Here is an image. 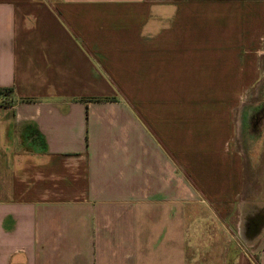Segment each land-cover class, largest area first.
<instances>
[{
	"label": "crops",
	"instance_id": "0c3cea01",
	"mask_svg": "<svg viewBox=\"0 0 264 264\" xmlns=\"http://www.w3.org/2000/svg\"><path fill=\"white\" fill-rule=\"evenodd\" d=\"M263 66L264 0H0V264H264Z\"/></svg>",
	"mask_w": 264,
	"mask_h": 264
},
{
	"label": "rangeland",
	"instance_id": "374dc122",
	"mask_svg": "<svg viewBox=\"0 0 264 264\" xmlns=\"http://www.w3.org/2000/svg\"><path fill=\"white\" fill-rule=\"evenodd\" d=\"M245 92L242 106L234 112L237 149L246 161L243 201L246 207H264V120L261 125L254 120L257 109H264V76Z\"/></svg>",
	"mask_w": 264,
	"mask_h": 264
},
{
	"label": "flooded vegetation",
	"instance_id": "af4514ba",
	"mask_svg": "<svg viewBox=\"0 0 264 264\" xmlns=\"http://www.w3.org/2000/svg\"><path fill=\"white\" fill-rule=\"evenodd\" d=\"M263 110L264 109H257V112H256V116L254 117V120H256V122L258 123V125H261V124H263L262 122H263V120H264V114H262L263 113Z\"/></svg>",
	"mask_w": 264,
	"mask_h": 264
},
{
	"label": "built area",
	"instance_id": "2783aa9c",
	"mask_svg": "<svg viewBox=\"0 0 264 264\" xmlns=\"http://www.w3.org/2000/svg\"><path fill=\"white\" fill-rule=\"evenodd\" d=\"M9 96H6L4 91L0 90V105L5 103Z\"/></svg>",
	"mask_w": 264,
	"mask_h": 264
},
{
	"label": "trees",
	"instance_id": "16d2710c",
	"mask_svg": "<svg viewBox=\"0 0 264 264\" xmlns=\"http://www.w3.org/2000/svg\"><path fill=\"white\" fill-rule=\"evenodd\" d=\"M1 90L4 91L6 96H10L11 95V92H12L11 90H7V89H4V90L1 89Z\"/></svg>",
	"mask_w": 264,
	"mask_h": 264
}]
</instances>
